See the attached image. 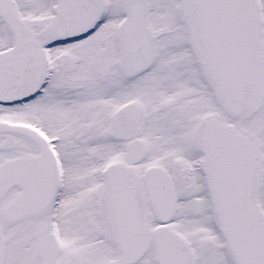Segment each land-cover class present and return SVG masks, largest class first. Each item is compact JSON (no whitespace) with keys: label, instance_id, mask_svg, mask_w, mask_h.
<instances>
[{"label":"snow or ice","instance_id":"obj_1","mask_svg":"<svg viewBox=\"0 0 264 264\" xmlns=\"http://www.w3.org/2000/svg\"><path fill=\"white\" fill-rule=\"evenodd\" d=\"M0 264H264V0H0Z\"/></svg>","mask_w":264,"mask_h":264}]
</instances>
